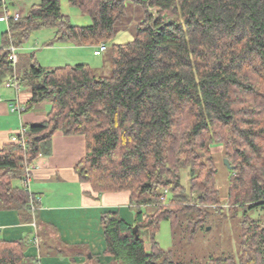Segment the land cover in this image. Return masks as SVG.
Returning <instances> with one entry per match:
<instances>
[{
    "label": "trees",
    "instance_id": "trees-1",
    "mask_svg": "<svg viewBox=\"0 0 264 264\" xmlns=\"http://www.w3.org/2000/svg\"><path fill=\"white\" fill-rule=\"evenodd\" d=\"M128 1L142 5L144 19L131 41L111 45L109 75L86 63L47 70L33 54L22 73L16 63L19 89L31 94L25 111L45 99L49 109L44 121L23 125L24 142L0 148V209L37 223L26 169L51 153L55 132L79 134L85 138V155L74 167L79 180L98 194L128 192L134 210V224L115 211L100 216L112 264H264V223L251 216L264 212V0H68L90 17L84 26L70 22L59 0H40L7 21L0 85L13 77L11 44L17 48L32 31L48 27L54 42L105 44ZM2 5L0 17L7 12ZM211 145L222 146L229 173L224 199ZM226 204L230 217L240 216L237 252L185 262L158 245L161 221L169 222L173 245L181 246L211 217L224 216ZM29 245L28 235L0 238V264H39L25 254Z\"/></svg>",
    "mask_w": 264,
    "mask_h": 264
},
{
    "label": "crops",
    "instance_id": "crops-1",
    "mask_svg": "<svg viewBox=\"0 0 264 264\" xmlns=\"http://www.w3.org/2000/svg\"><path fill=\"white\" fill-rule=\"evenodd\" d=\"M30 95L27 88L19 91V102L24 105ZM15 97L13 88L0 85V148L10 143L23 125L44 121L49 109V101L43 100L22 114L12 112L9 103ZM51 145L48 156L34 161L27 183L28 191L40 200L37 223L22 221L14 209H0V238L14 241L28 235L30 245L25 254L37 258L39 264H112V257L105 253L100 216L115 211L134 224L129 193L90 192L88 184L79 180L74 167L85 155L83 135L57 131Z\"/></svg>",
    "mask_w": 264,
    "mask_h": 264
},
{
    "label": "rangeland",
    "instance_id": "rangeland-1",
    "mask_svg": "<svg viewBox=\"0 0 264 264\" xmlns=\"http://www.w3.org/2000/svg\"><path fill=\"white\" fill-rule=\"evenodd\" d=\"M6 15L11 17L15 13L25 14L29 7L37 4L40 0H1ZM61 12L67 15L73 25L84 26L90 24V17L82 14L79 9L71 5L68 0H59ZM126 13L114 24L115 35L106 42L107 50L100 55H93L96 45H75L72 43L54 42V29L41 28L32 31L26 40L16 48L18 54V70L27 68L28 57L33 54L35 60L43 67L55 68L64 65H74L77 63H86L96 74L109 75L111 67L109 61L110 48L112 44H120L131 41L135 35L137 26L144 19V8L141 4L128 1L125 6ZM2 12V11H1ZM3 12V14H5ZM7 22L0 19V44L1 34L7 29ZM22 73V72H21ZM27 87L21 86L22 92ZM44 101H47L46 99ZM48 102V101H47ZM210 152L215 158V165L218 166L217 188L221 199H224L227 191L229 173L223 168L221 159L223 158L222 146L210 147ZM181 182L188 184L187 170L181 171ZM20 180H14L13 184L20 187ZM226 214L224 216H213L204 229H199L193 241L186 238L182 239V245H173L172 231L168 221H161L160 227L156 233V241L162 249H171L174 253V259L177 261H189L201 263L210 253L218 254L221 251L237 252L239 235V217H230L227 211V204L224 205ZM252 217L261 219L264 223V212L254 211ZM209 227V228H208ZM145 238V237H144ZM147 241V239H146ZM148 245V242H146Z\"/></svg>",
    "mask_w": 264,
    "mask_h": 264
},
{
    "label": "built area",
    "instance_id": "built-area-1",
    "mask_svg": "<svg viewBox=\"0 0 264 264\" xmlns=\"http://www.w3.org/2000/svg\"><path fill=\"white\" fill-rule=\"evenodd\" d=\"M12 18L13 19H18L19 18V14L15 13ZM0 19L7 22L8 19H9V16L4 14L2 17H0ZM8 49L10 51L9 60L11 61L12 65H13V70L14 71H13V77L11 79H9L8 81H6L4 85L6 87L13 88L15 90V94H16V97L14 98V100L9 103L10 111L17 112L18 114H22L25 111V106L22 103L19 102V97H18L19 86H18V84L16 82V70H15V65L18 62V55L16 53V48H15L14 45L11 44L8 47ZM105 49H106V44L100 43V44L95 46V48L93 50V54L94 55H99ZM24 132H25V129L22 126L20 128L19 132L16 135H13L11 137V140L12 141L24 142L25 141ZM32 168H33V164L28 166L27 169H26V176H25V180H24L26 187H27V183H28V180H29V174H30V171H31ZM167 194H168V191L164 190L162 196L160 197L161 202H165L166 201ZM38 200L36 199V202Z\"/></svg>",
    "mask_w": 264,
    "mask_h": 264
},
{
    "label": "water",
    "instance_id": "water-1",
    "mask_svg": "<svg viewBox=\"0 0 264 264\" xmlns=\"http://www.w3.org/2000/svg\"><path fill=\"white\" fill-rule=\"evenodd\" d=\"M224 164L227 166V168H232L233 166L230 165L229 161L227 159H224ZM209 228V227H208ZM137 232V227L135 226L133 229V233Z\"/></svg>",
    "mask_w": 264,
    "mask_h": 264
},
{
    "label": "bare ground",
    "instance_id": "bare-ground-1",
    "mask_svg": "<svg viewBox=\"0 0 264 264\" xmlns=\"http://www.w3.org/2000/svg\"><path fill=\"white\" fill-rule=\"evenodd\" d=\"M101 43V42H100ZM106 50V49H105Z\"/></svg>",
    "mask_w": 264,
    "mask_h": 264
}]
</instances>
